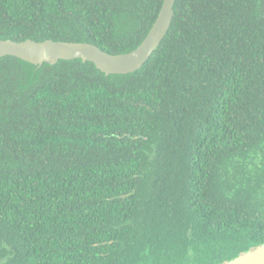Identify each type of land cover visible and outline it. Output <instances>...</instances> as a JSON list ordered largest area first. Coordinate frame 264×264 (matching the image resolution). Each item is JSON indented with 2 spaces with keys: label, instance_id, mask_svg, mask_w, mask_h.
Masks as SVG:
<instances>
[{
  "label": "trees",
  "instance_id": "1",
  "mask_svg": "<svg viewBox=\"0 0 264 264\" xmlns=\"http://www.w3.org/2000/svg\"><path fill=\"white\" fill-rule=\"evenodd\" d=\"M162 0H0V40L133 50ZM264 0H176L141 69L0 58V264H223L264 245Z\"/></svg>",
  "mask_w": 264,
  "mask_h": 264
},
{
  "label": "water",
  "instance_id": "2",
  "mask_svg": "<svg viewBox=\"0 0 264 264\" xmlns=\"http://www.w3.org/2000/svg\"><path fill=\"white\" fill-rule=\"evenodd\" d=\"M175 1L162 0L158 15L143 40L126 53L110 54L87 42L6 39L0 40V58L13 57L34 67L80 60L93 64L105 76L133 74L142 68L166 37L174 17ZM223 264H264V245L245 251Z\"/></svg>",
  "mask_w": 264,
  "mask_h": 264
},
{
  "label": "rangeland",
  "instance_id": "3",
  "mask_svg": "<svg viewBox=\"0 0 264 264\" xmlns=\"http://www.w3.org/2000/svg\"><path fill=\"white\" fill-rule=\"evenodd\" d=\"M264 162V149L261 151L253 152L247 161L244 163L243 171L246 173L245 175H253L259 167H261Z\"/></svg>",
  "mask_w": 264,
  "mask_h": 264
}]
</instances>
